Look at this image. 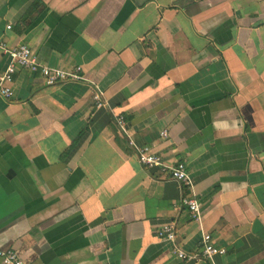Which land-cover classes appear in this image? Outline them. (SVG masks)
<instances>
[{
  "label": "crops",
  "instance_id": "1",
  "mask_svg": "<svg viewBox=\"0 0 264 264\" xmlns=\"http://www.w3.org/2000/svg\"><path fill=\"white\" fill-rule=\"evenodd\" d=\"M0 43L86 78L49 87L18 68L14 98H0V251L24 264H264V0H0ZM7 63L0 49V76ZM120 117L138 147L187 166L200 222L181 204L190 191L139 163ZM170 222L186 253L208 234L227 254L179 259L157 237Z\"/></svg>",
  "mask_w": 264,
  "mask_h": 264
},
{
  "label": "built area",
  "instance_id": "2",
  "mask_svg": "<svg viewBox=\"0 0 264 264\" xmlns=\"http://www.w3.org/2000/svg\"><path fill=\"white\" fill-rule=\"evenodd\" d=\"M7 29L12 30V25L10 24ZM0 49L3 50L5 56L8 58L6 69L0 76V98H14L15 93L13 85L15 83V76L18 68L30 70L33 73L41 72L45 84L49 87L67 82L86 81L82 67H77L71 71H65L42 65L38 62L31 48L26 44L10 47L5 43H0ZM93 99L97 109L106 107V102L101 92L95 91ZM117 125L121 133L128 138L131 147L135 148L138 161L143 167L150 170L160 169L171 179L181 184L183 188L190 191V193L183 198L181 204L182 207L188 210L192 221L200 222L202 216V203L198 200L193 191V179L187 166L181 162H177L176 164L168 163L161 154L151 147H138L129 133L128 123L125 118L120 117L117 120ZM163 137L167 138L168 133L164 132ZM177 231V223L170 222L159 229L157 237L173 244V254L181 260L193 261L202 258L211 260L217 256H224L227 254L226 249L214 246L212 237L205 234L202 239V254L200 256L190 255L177 246ZM0 258L3 264H24L12 250L0 251Z\"/></svg>",
  "mask_w": 264,
  "mask_h": 264
},
{
  "label": "trees",
  "instance_id": "3",
  "mask_svg": "<svg viewBox=\"0 0 264 264\" xmlns=\"http://www.w3.org/2000/svg\"><path fill=\"white\" fill-rule=\"evenodd\" d=\"M38 5V3L33 5L31 10L27 13L26 17L24 18L23 22H27L28 20H30L32 14L37 10Z\"/></svg>",
  "mask_w": 264,
  "mask_h": 264
}]
</instances>
